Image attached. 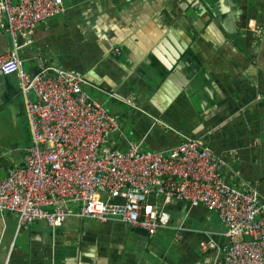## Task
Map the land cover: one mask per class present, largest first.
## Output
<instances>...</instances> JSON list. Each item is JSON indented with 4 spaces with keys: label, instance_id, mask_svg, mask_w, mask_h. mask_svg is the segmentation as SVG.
Listing matches in <instances>:
<instances>
[{
    "label": "crops",
    "instance_id": "obj_1",
    "mask_svg": "<svg viewBox=\"0 0 264 264\" xmlns=\"http://www.w3.org/2000/svg\"><path fill=\"white\" fill-rule=\"evenodd\" d=\"M63 2L19 48L25 69L56 65L81 74L90 96L117 115L112 146L166 150L181 134L201 136L225 155L231 183L245 181L264 197V34L258 39L250 28L264 19V0ZM4 20L0 55L11 48ZM23 121L18 76L0 72V127L14 130L0 131V177L22 161L15 126L23 130ZM163 206L170 221L148 236L120 220L74 214L54 227L35 220L17 228L14 212H0V264H200L201 238L226 240L214 210L172 197Z\"/></svg>",
    "mask_w": 264,
    "mask_h": 264
},
{
    "label": "built area",
    "instance_id": "obj_2",
    "mask_svg": "<svg viewBox=\"0 0 264 264\" xmlns=\"http://www.w3.org/2000/svg\"><path fill=\"white\" fill-rule=\"evenodd\" d=\"M64 8L63 0H0L11 40L0 55V72L18 76L32 135L22 161L0 177V212H14L17 228L35 220L54 227L74 214L120 220L151 234L169 223L163 205L172 197L214 210L225 227L224 242L208 233L199 240L200 264H264V197L245 181L238 187L227 179L225 155L188 134L166 150L142 149L138 142L118 149L109 143L119 130L117 115L90 96L81 74L56 65L31 74L23 67L19 48L39 22ZM250 26L261 39L264 19Z\"/></svg>",
    "mask_w": 264,
    "mask_h": 264
},
{
    "label": "rangeland",
    "instance_id": "obj_3",
    "mask_svg": "<svg viewBox=\"0 0 264 264\" xmlns=\"http://www.w3.org/2000/svg\"><path fill=\"white\" fill-rule=\"evenodd\" d=\"M0 131L10 134L13 133L14 130L12 126L9 124L7 128H4L2 125L0 127ZM31 140H32V135H31L30 126L28 124V120L27 122L23 121V130L21 131L16 130V126H15V141L18 143L15 147V155L19 154L21 150L26 148V146H29L32 143Z\"/></svg>",
    "mask_w": 264,
    "mask_h": 264
},
{
    "label": "water",
    "instance_id": "obj_4",
    "mask_svg": "<svg viewBox=\"0 0 264 264\" xmlns=\"http://www.w3.org/2000/svg\"><path fill=\"white\" fill-rule=\"evenodd\" d=\"M36 71H37V69H35L33 71L29 70V72H31V74H34ZM133 229H134L135 232H138V233H140L142 235H145V236L150 235L149 231L147 229L143 228V227L136 226Z\"/></svg>",
    "mask_w": 264,
    "mask_h": 264
}]
</instances>
